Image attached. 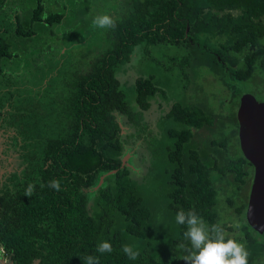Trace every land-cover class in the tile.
Masks as SVG:
<instances>
[{
  "label": "trees",
  "instance_id": "trees-1",
  "mask_svg": "<svg viewBox=\"0 0 264 264\" xmlns=\"http://www.w3.org/2000/svg\"><path fill=\"white\" fill-rule=\"evenodd\" d=\"M83 1L57 0L54 6L44 0H0V119L11 117L10 125L17 128L19 137L13 140L17 146L22 144L19 165L23 167L19 175L15 174L0 189L2 255L11 264H83L81 259L86 255L99 256L100 264H167L166 259L153 253L154 249L155 253L159 250L152 239L157 224L156 208L141 195L130 161L124 162L128 154H134L126 146L138 145L137 141L142 143L139 151L143 156L146 154L143 132L149 126L143 122L142 112L156 108L166 93L160 91L153 77L139 79L135 84L134 106L139 108L136 113L116 72L143 44L147 48L206 46L199 42V36L204 34L216 44L230 47L236 55L248 52L244 58L246 68L235 73L237 79L249 78L257 65L251 57L254 53L250 52L256 48L254 55L259 56L263 51L260 47L264 46V0H105L100 15L117 19L114 29L98 30V40L106 49L84 70L63 69L68 47H95L93 42L82 41L85 29L82 32L81 25L77 24L74 29L77 34L70 42L66 37L67 20L88 24L89 18L97 16L76 7ZM85 1L87 4L89 0ZM56 38L63 40L56 44ZM33 39H36L35 53H27V58H33L39 72L33 74L37 77L34 80L21 82L10 66L19 57L15 53L18 43ZM43 42L50 48L48 54L42 51ZM56 57L57 68L64 75L69 72V86L64 95H59L62 100L57 102L60 109L57 118L52 121L45 117V129H36L32 126L40 121L35 115L39 93L31 86L46 79L49 64ZM26 98L30 100V108L20 105ZM4 107L10 108L6 116L1 112ZM181 114L180 105L176 104L168 119L177 126L184 120L193 121ZM191 135L190 129H185L179 141L193 150ZM218 141L224 146L229 144L228 140ZM218 152V158L221 154L226 158L225 152L219 149ZM179 157L180 154L170 157L176 166ZM194 169V164L189 169L185 163L163 181V188L170 189L167 194L170 219L183 236L186 226L176 223V214L181 209L195 210L209 226L219 224L226 236L232 234L234 228L220 222V196L212 187L215 179L210 184L203 177L200 180ZM54 179L61 182L59 192L47 186ZM29 184L35 185L31 197L25 195ZM227 202L232 207V201ZM246 206L241 204L236 212L243 215ZM241 232L243 238L235 240L244 243L249 264H264V243L253 236L257 232L247 221L242 223ZM103 241L112 244V253L96 252ZM144 241L143 246L137 244ZM125 244L140 252L135 261L122 251Z\"/></svg>",
  "mask_w": 264,
  "mask_h": 264
},
{
  "label": "rangeland",
  "instance_id": "rangeland-1",
  "mask_svg": "<svg viewBox=\"0 0 264 264\" xmlns=\"http://www.w3.org/2000/svg\"><path fill=\"white\" fill-rule=\"evenodd\" d=\"M104 1L105 0H89L86 4V1L84 0L82 4L75 5L79 8V10L91 11L90 15H100L102 10L101 7L104 6ZM44 2L49 4L54 3V6L57 4V0H44ZM60 10H62V7ZM103 13H105V11ZM80 16L87 19L82 13ZM95 17L96 16L89 18L88 24L86 22L81 23L79 21H74L72 18L66 21L67 29L65 32L68 33V36H66L68 37V42H70L72 37L77 34V31L74 29L78 24L82 26V32L85 29V32L82 34V37L85 39H82V41L87 44H91V42H93V46L95 47L91 48L89 45H86V47H68L63 69L65 68L72 71L74 69L84 70L87 67H90V64L100 56L101 52L103 53L104 49H106L103 42L98 40L99 28H93L92 26V21ZM199 37L200 44L207 46L201 47L200 50L192 45L187 46L188 48L185 49L184 47H176L172 45L151 46L147 48L146 45L143 44L134 51L129 62L121 66L117 72V76L123 86L127 100L130 103V107L136 113L139 110L138 107L134 106L136 105L134 98L136 96L135 82L137 79L153 77L156 80L160 91L164 93L165 91L168 92L167 96L169 99L167 97L165 99V96L162 95L163 97L162 99H159V105L156 108L152 107L149 111L142 112L144 117L143 122L154 127L153 129H144L143 132L146 137V154L143 156V154L139 151L142 144H140V141H137L138 145L126 146L127 150L134 152V154L131 155L132 158L130 159V165L133 167L132 169L135 181L137 182V186H139L141 195L144 196L146 203L148 200L151 207L153 209L156 208L154 213L157 217V224L155 234L152 239L158 245L159 250L155 253L156 249H154L153 253L166 259L167 264H186L184 257L190 254L187 250L190 248V244L184 240V237L180 234L178 228H176L175 224L170 219L167 210V203L169 200V198H167V194L170 192V189L163 188V181L168 177L165 175V167L167 165L164 158L166 142L165 128L162 129V127H166L169 124L172 125L170 121L166 122L165 120H162L163 116H165V102L167 103L166 107H170L174 103H182L185 97L193 98L202 104V108L211 111L215 115H220L221 120H218L219 129H216V135L214 137L222 141L228 140L229 144L226 146V149L229 150L234 147L232 139L234 129H232L228 119L229 116L234 113V108L236 102L239 100V96L243 93H253L257 95L258 98L262 100L264 99L259 97V92H261L260 90L262 89L260 88L258 90V86H256V84L247 82L240 84L239 82H233L232 79H229L225 75H220L219 72L213 70L210 65L197 69L189 85L185 82L182 84L183 81L179 79L180 77L178 74L174 73L175 70H178V62H181L182 58L189 56V53L193 50H198L201 53V56L209 57L210 52L215 51L219 45L216 44V41L210 36L202 34ZM36 39L27 42L21 41L18 43V47L15 50V53L19 54V57L12 61L13 63L10 66V71L15 76H19L17 78H19V81L21 80V82L26 81L27 79L34 80V78H37L33 74L39 72V69L35 68L33 64L34 62L32 61L33 58L30 60L27 58V53L29 55H34L35 53V50L33 49ZM54 40L56 44H60L63 39L56 38ZM48 41L50 40L47 39V42ZM76 41L77 40L72 41L71 43L74 44ZM36 44L37 46H40L39 43ZM46 45L47 44L43 42L42 51L45 53L47 52L48 54V50L50 48H47ZM92 50L94 52H92ZM63 52L66 51L64 50ZM54 55L55 53L50 54V57L52 58ZM58 59L59 58L56 57L54 60H51V63L49 64L50 67L48 66L49 69L45 74V82L47 84L46 92L38 96L37 103L39 105L37 107L35 106L38 108L35 115L40 121L38 124L35 123V125L32 126L36 129H45L44 124H47L45 122L47 121L45 120V117L50 120L52 119V121L57 118L56 113L60 110L57 102L62 100L59 95H64L63 92H67V88L69 86V72L67 75H64L60 68H57L56 60ZM173 66H175V69ZM178 79L180 80L182 86L185 84L188 88L193 86L192 89L188 90L186 93L183 92L182 87L179 89V86H175L176 80L179 84ZM36 82L37 81H35L31 87L36 88ZM20 105L21 107L30 108L29 98H26V100ZM50 105L52 107H50ZM49 108H53V110L51 111ZM50 112H54L52 117L50 116ZM42 119H44V121H42ZM155 132L156 134L158 133L156 135L158 137L154 135ZM226 157H231V155L226 154ZM219 196L218 213L220 215V222L224 223L227 227L234 228V232L232 234H228L226 237L237 240L243 238L241 226L242 223L245 224L247 221L246 213L244 212L243 215H239L236 211L241 204L245 203L244 198L236 196L235 193L227 194L225 191L219 193ZM233 197L236 198L234 199ZM227 201H232V207ZM249 232L252 233V231ZM253 236L255 239L264 243V235L253 233ZM145 243L146 242L144 241L138 242L137 244L143 246ZM182 244L187 247L181 248L180 245ZM3 264L11 263L8 260L3 259Z\"/></svg>",
  "mask_w": 264,
  "mask_h": 264
},
{
  "label": "flooded vegetation",
  "instance_id": "flooded-vegetation-1",
  "mask_svg": "<svg viewBox=\"0 0 264 264\" xmlns=\"http://www.w3.org/2000/svg\"><path fill=\"white\" fill-rule=\"evenodd\" d=\"M262 43L264 44V41ZM195 47L200 50L201 47L204 46ZM184 48L186 49V47ZM260 48L263 51L259 56L257 54L254 55L255 52L257 53L258 51L256 48L252 52H250L251 54L254 53L251 57L255 58V60L257 61V65L254 73L249 78L243 77L241 79H237V73H235L238 70H243L244 68H246L247 63L244 58L245 56H247L248 52H243L241 55H236L235 52L230 49V47L225 48L223 45H218L215 51L210 52L209 57L201 56V53L198 50H195L194 53L190 52L189 56L184 57L181 62H178V70H175L174 73L178 74V76L180 77L179 79L183 81L182 84H184L185 82L187 85H189L197 69L210 65L212 66L213 70L219 72L220 75L227 76L229 79H232L233 82H239L240 84L244 82L256 84V86H258V90L260 88L262 89L260 90L261 92H259V97L264 98V46ZM236 56L237 59H235ZM173 67L175 69V66ZM139 79H137L136 82ZM45 80H42L43 82H36L37 87L35 88V90L37 89L39 95L46 92L47 84ZM180 80L179 84L176 80V87L179 86V89L182 87L183 92L185 93L188 92V90L192 89L193 86H190L189 88L188 86H186V84L182 86ZM165 93L166 97L168 98V92L165 91ZM249 95H252L259 103V105L256 106H247L249 107V114L251 116H256L257 118H259L262 124L264 123V99L262 100L258 98L257 95L253 93H243L241 96H239V100L236 102L234 108V113L229 116L228 119L230 121L232 129H234V134H232L234 147L233 149L229 150L226 149V146L228 144H226V146H224L223 142H220L221 144H219L218 139L214 137L216 135V129H219L218 120H221L220 115H215L211 111L202 108V104L193 98L185 97L182 103L179 104L177 102L170 107H166L167 103L165 102V121H170V123H172V125L169 124L165 127V161L167 162V165L165 167V174L168 177L172 176L179 166H184L185 163H188L190 169L191 165L194 164L195 176L200 180L203 177L209 184L212 180L214 181L215 179L212 187L218 190L219 193L224 191L227 194L238 193L239 197L244 198V201L247 205L245 209L246 219L253 185L256 179V167L250 160L246 158L245 150L242 148L241 134H246V130H244V132L241 131V129H244L245 127L242 128L243 126L240 123L238 113L245 96ZM21 96L23 97V94ZM176 104H178V106L180 105L181 113L183 114V116L185 115V117L183 118L191 117L193 121L190 120V122L187 123L184 120L177 126L175 125V122H172L170 119H168L169 114ZM7 111H10V108L4 107L1 110V112H3V115L5 116L7 115ZM244 114L249 115L248 111H246ZM1 116L2 115H0V118ZM202 117L205 120H203ZM6 119H0V189H2L6 183H9V180L15 174L19 175L23 170L22 165H19L22 159V154L20 153V146L22 144L17 146L15 141L13 140L15 136L19 137L16 135L17 132L15 131V129L17 128L15 127V125H10L11 117H8ZM202 120L205 122V124H202ZM244 122L245 125L249 127L247 129H251L253 125L257 126L256 122L250 120H245ZM151 126H149V129L154 128L153 126L151 128ZM185 129H190V131L192 132L191 140L194 141L193 150L191 147L187 148L184 145L180 144L179 139L180 136L184 134ZM262 140H264V138H262ZM19 141H21V138L19 139ZM248 141L249 139L247 138V144L249 145L248 149L250 151L251 144L248 143ZM190 145L188 144V146ZM218 149L222 152H225V154L231 155V157L225 158V155L221 154V158H218ZM174 154L181 155V157L177 159L178 166H176L174 162H171L172 159H170V157ZM131 155L132 154H128L126 156L128 157V160L126 162L124 161L126 164H129V161L132 158ZM194 155L195 158L192 159V156ZM216 178H219L220 180L216 181ZM247 224L249 225L248 220ZM3 259L5 258L2 254H0V264H3Z\"/></svg>",
  "mask_w": 264,
  "mask_h": 264
},
{
  "label": "clouds",
  "instance_id": "clouds-1",
  "mask_svg": "<svg viewBox=\"0 0 264 264\" xmlns=\"http://www.w3.org/2000/svg\"><path fill=\"white\" fill-rule=\"evenodd\" d=\"M93 28L114 29L117 26V19L108 14L97 15L92 21ZM49 188L61 191V182L51 180ZM35 191V185L29 184L25 195L31 197ZM178 225L186 226L183 233L184 240L189 242V255L184 257L186 264H249V252L244 243L232 238H226L225 229L219 224L209 226L203 217L199 216L195 210L184 211L181 209L175 217ZM186 248V245H180ZM0 248V254H3ZM122 251L128 259L135 261L140 252L132 245L125 244ZM96 252L100 255L112 253L113 246L108 241L100 242L96 247ZM83 264H100L99 256L86 255L82 259Z\"/></svg>",
  "mask_w": 264,
  "mask_h": 264
},
{
  "label": "water",
  "instance_id": "water-1",
  "mask_svg": "<svg viewBox=\"0 0 264 264\" xmlns=\"http://www.w3.org/2000/svg\"><path fill=\"white\" fill-rule=\"evenodd\" d=\"M248 105L256 106L259 105V103L252 95L245 96L238 113L240 123L243 126L242 128H246L241 129L242 132L246 130V134L241 132V145L245 150L246 158L256 167V179L248 207L247 220L251 228L257 233L264 234V140H262V138H264V123L262 124L259 118L249 114ZM246 111H248L249 115L244 114ZM245 120L256 122L257 126L253 125L251 129H247L249 127L245 125ZM247 138L249 139L248 143L251 144L250 151L248 149L249 145L247 144ZM127 160L128 158L124 159L125 162ZM102 182L103 178L98 187Z\"/></svg>",
  "mask_w": 264,
  "mask_h": 264
}]
</instances>
